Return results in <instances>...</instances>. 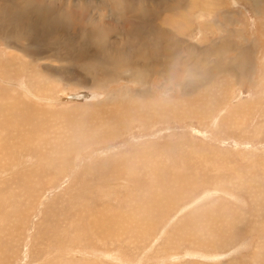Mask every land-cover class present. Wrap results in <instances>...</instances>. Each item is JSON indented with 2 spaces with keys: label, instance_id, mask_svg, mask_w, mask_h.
I'll return each mask as SVG.
<instances>
[{
  "label": "rangeland",
  "instance_id": "rangeland-1",
  "mask_svg": "<svg viewBox=\"0 0 264 264\" xmlns=\"http://www.w3.org/2000/svg\"><path fill=\"white\" fill-rule=\"evenodd\" d=\"M18 1L0 0V264H264V0H129L160 3L170 60L104 0H24L37 30L106 28L99 52L5 24Z\"/></svg>",
  "mask_w": 264,
  "mask_h": 264
},
{
  "label": "bare ground",
  "instance_id": "bare-ground-1",
  "mask_svg": "<svg viewBox=\"0 0 264 264\" xmlns=\"http://www.w3.org/2000/svg\"><path fill=\"white\" fill-rule=\"evenodd\" d=\"M169 0H165L164 2H167ZM170 1H173L174 3L177 1V0H170ZM182 1V0H181ZM17 4H21L24 6V9L23 10H20V11H10L9 13V16L6 18V22L5 24H8V23H15V24H8V25H13L15 27L16 30H27L29 33V36L33 39H36L35 37L38 35V32L42 34V38L39 41V43L45 45V39L47 36H51V35H55L56 38H53L54 40L60 42L62 39L66 40V41H71L73 40L76 36H79L80 38H83V39H88L90 41V49L96 51V52H99V49L102 47L108 49L109 51L111 50V45L110 43H107V40H108V35H109V31L106 29V28H103V27H99V26H96L94 28L93 31H84L78 35H76L75 33L73 34V32H67L63 37L61 36V34L59 33H49L47 32L46 30H51L50 28V25L47 26V28H40L39 30L31 27L25 20H23L24 17H28V15L31 14V9H30V3L29 4H25L24 3V0L22 1H18V2H15ZM160 3H151V1H149V4L146 3V9L140 11L139 8L141 6V3L138 1H129V0H104L102 2V4L100 5V8L97 9V12L101 15V17L105 14V11L106 10H110V11H116L117 13H124L126 11L130 12V13H133L132 15L134 16L135 18V21L139 24H142V28L141 29H137L136 31H133L131 30L129 27H127V25L125 24V22H123L125 24V26L123 27V23H122V33L126 36H128L129 33H131V37H134L135 39L136 38H141L143 35L146 36V38H143L145 39V44L144 45H141L143 48H147V50L149 49L150 50V53H151V57L154 55V57L159 54L161 55L162 59H167L170 60L172 57V52H171V46L172 45H177V46H181V45H178V44H174L173 42H167L168 38L166 37L167 33L165 29L163 28H160V26L158 25V22L157 20L161 19V16H162V13L159 11L158 7ZM177 4V3H176ZM179 4V3H178ZM258 4V2H257ZM80 6V5H79ZM255 6V5H254ZM45 6H40V9L44 8ZM257 7V6H256ZM68 8V7H67ZM71 7L68 8L69 10V13L71 11ZM164 10V11H163ZM180 11V8L178 5H174V6H165L163 7V9L161 11H163V14L169 12V11ZM67 11V9H66ZM40 12H45L44 10L40 11ZM66 14V12H65ZM151 15L154 16L153 19H150L151 18ZM7 16V15H6ZM99 16V15H98ZM60 18V17H59ZM61 19H66V17L63 15L61 16ZM101 19V18H100ZM180 22L183 23V20L182 18L180 19ZM107 25L110 26L109 23H106ZM177 24V23H176ZM3 26V25H2ZM34 30V31H33ZM32 31V32H31ZM57 30L55 29H52L51 32H55ZM110 37V36H109ZM112 38V37H111ZM116 39L118 41V44L120 47H122L124 50L127 48L128 44H129V40L128 39H123L121 37H118L116 36ZM182 42H184V39H181ZM124 41V42H123ZM137 41V40H136ZM170 41V40H169ZM138 42V41H137ZM124 43V46H122ZM126 43V45H125ZM216 43V42H215ZM134 44H132V48L134 49ZM173 47V46H172ZM194 46L191 45V44H188V50H189V55H190V59L191 61H193V63L191 64L192 66V69L194 72H197L199 71L200 69H202V64L204 63H200V61H204L203 60V55L202 54H197L196 52V49L193 48ZM103 48V49H104ZM102 49V50H103ZM214 49H216L217 53L222 49V46L221 45H217L215 44L214 46ZM128 50V49H127ZM143 50V49H142ZM101 52V51H100ZM149 52V51H148ZM131 53V52H130ZM215 53V52H214ZM127 54H124L123 52H121L117 57V60L118 61H125L127 63H129L130 65H132L133 67L135 68H138V69H145L148 74L150 75V68H152V66L150 65V63L147 61L144 66L140 63H137L135 61V59H137V56H133L132 54H129L128 56H125ZM13 57H16V54H12ZM221 56V55H220ZM219 56V57H220ZM218 57H215V59H217ZM107 59V58H106ZM109 59H113V58H109ZM107 62V60H106ZM145 62V61H144ZM245 63V62H244ZM152 64V63H151ZM201 65V67H200ZM235 65V63H234ZM237 65V63H236ZM214 68V67H213ZM238 68V67H237ZM243 68V67H242ZM220 70V69H218ZM230 70V69H228ZM153 71V69H152ZM215 72V71H214ZM152 74V73H151ZM233 74V72H232ZM142 75V74H141ZM89 92V91H88ZM86 95V94H85ZM96 95V94H95ZM94 95V97H95ZM89 96V95H88ZM71 98L73 99H76L77 101L79 100H84L79 98L77 95H72ZM121 111H118L117 112H113L111 113L110 115H107V117L105 118L106 120H108V124H105V125H108V126H111L113 124L116 125V122H119L120 119H121V122L123 121V118L121 117V115L119 114ZM125 112V111H124ZM22 113V112H20ZM12 114V113H11ZM15 115V113H13ZM124 114V113H123ZM123 116H127L126 114H124ZM9 117V115H8ZM125 121V120H124ZM105 122V120H103V123ZM12 123V122H11ZM15 123V122H14ZM23 123V122H22ZM102 123V124H103ZM106 123V122H105ZM124 123V122H123ZM122 124V123H121ZM21 125V124H19ZM23 125V124H22ZM21 125V126H22ZM26 125V124H25ZM104 125V126H105ZM24 126V125H23ZM101 126V125H100ZM106 126V129L107 130V127ZM110 128V127H109ZM26 129V127H25ZM103 129V130H104ZM28 130V129H27ZM35 130V129H34ZM33 130V131H34ZM98 130V129H97ZM35 134V132H33ZM97 133V132H96ZM136 170V169H135ZM131 173V172H130ZM28 176V175H27ZM26 177V176H25ZM31 179V178H30ZM36 182V180L34 181ZM38 185V184H37ZM159 198V197H157ZM160 199V198H159ZM158 201V199H157ZM160 201V200H159ZM151 204V203H150ZM159 206V205H158ZM18 209V208H17ZM156 210V209H155ZM161 211V210H160ZM162 212V211H161ZM81 213V212H80ZM78 214L81 215V214ZM142 213V212H141ZM20 214V213H19ZM21 216V215H20ZM19 216V217H20ZM80 219H82V217L80 216L79 217ZM118 217H116L117 219ZM19 219V218H18ZM116 219L114 218V221H116ZM21 220V219H20ZM81 221V220H80ZM108 224H109V221H107ZM112 222V221H111ZM114 223V222H112ZM102 224V223H100ZM107 224V223H106ZM124 224V223H122ZM104 224H102L103 226ZM61 226V224H60ZM98 226V225H96ZM102 226H100V228H102ZM105 226H108V225H105ZM113 226V225H112ZM125 227V226H124ZM63 228V227H62ZM99 228V229H100ZM111 228V227H110ZM121 228V227H120ZM125 229V228H124ZM105 230V228L103 229ZM99 231V230H97ZM96 232V231H95ZM107 232V231H106ZM100 233V231H99ZM111 233H115L114 232H109V234ZM101 235H103L101 233ZM107 236V235H105ZM103 238V237H102ZM106 238V237H105Z\"/></svg>",
  "mask_w": 264,
  "mask_h": 264
}]
</instances>
